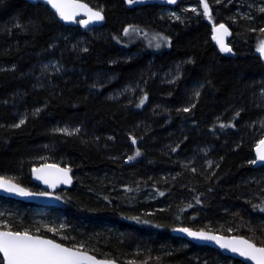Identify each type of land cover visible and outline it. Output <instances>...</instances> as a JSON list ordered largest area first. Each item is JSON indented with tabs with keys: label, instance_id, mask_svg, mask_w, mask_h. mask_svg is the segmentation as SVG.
Returning a JSON list of instances; mask_svg holds the SVG:
<instances>
[{
	"label": "trees",
	"instance_id": "trees-1",
	"mask_svg": "<svg viewBox=\"0 0 264 264\" xmlns=\"http://www.w3.org/2000/svg\"><path fill=\"white\" fill-rule=\"evenodd\" d=\"M83 1L104 13L101 27L66 26L43 3L0 0V177L35 190L31 172L43 158L74 177L49 208L65 219L63 229L24 216L9 230L122 264H244L172 230L264 246V166L255 159L264 138V12L255 13V25L234 24L224 2L205 0L215 24L233 31L232 57L216 44L205 14L186 11L168 24L157 5ZM140 31L171 45L160 52L128 39ZM51 61L61 72L43 71ZM163 70L178 77L169 83L156 76ZM136 83L142 91L133 99L108 96ZM60 125L74 132L60 133ZM135 251L141 259L131 261Z\"/></svg>",
	"mask_w": 264,
	"mask_h": 264
},
{
	"label": "water",
	"instance_id": "water-1",
	"mask_svg": "<svg viewBox=\"0 0 264 264\" xmlns=\"http://www.w3.org/2000/svg\"><path fill=\"white\" fill-rule=\"evenodd\" d=\"M29 3H43L47 5L53 12H55L62 23L66 26H74L78 20L80 21H88L87 24H83L86 29H93L99 28L103 25L105 21V15L103 12L91 7L88 3L81 1V0H58V3L61 5L63 11L66 15L70 18L65 20L62 19L59 13L55 8L52 7L51 4L47 2V0H27ZM128 8H140L145 7L148 5H159L162 7H176L179 2L182 0H175L174 3L169 2V0H135V2L130 3L129 0H124ZM77 5H85L86 7H77ZM100 12L103 19H97L96 17L92 16V13ZM224 25V28L221 29L219 26ZM226 29V31H225ZM233 31L227 24H219L214 28V40L218 47L222 50V45L225 50H222L225 53H228L230 56L234 57L235 53L232 50L230 45V41L232 39ZM230 49V51L228 50ZM264 61V53L262 55ZM264 138L257 144L255 147V159L256 162L260 166H264V160H261L259 157L260 155L264 154ZM32 181L42 190L46 191V193H38L33 191L20 183L11 180L6 177H0L2 179L3 186L0 187V197L10 198L13 200H17L20 202H24L27 204H33L37 206L52 208L56 205V192L61 189H69L74 184V177L72 175L71 170L66 167L55 163H48L44 164L39 167H35L32 170ZM14 186V187H13ZM11 188V190H9ZM17 188L24 189L28 195H22L18 191ZM182 229H186L187 231H181ZM0 232H16L10 231L6 229H1ZM24 233V232H21ZM189 233H204L207 236H215L218 237L219 240H209V239H201L199 236L189 235ZM34 237H39L42 239H50L55 241L56 243L66 247L73 249L74 251H79L82 256L92 257L91 260L89 259H81L80 264H122L116 260H107V259H100L93 255L90 252L74 248L63 243H60L54 239L49 237H45L43 235L31 234ZM172 235L191 243H194L199 246H206L210 247L222 255L226 257H231L233 259L239 260L244 264H257V261L254 259H249L247 255H241L240 251H232V248L235 247L240 250L248 251L247 246L240 243V241H248V243L254 245L256 248H264V246L256 245L250 239L244 236L238 235H223L219 233H215L213 231H204V230H194L189 229L187 227H177L172 230ZM228 245L227 247H222L221 245ZM0 256L3 259L2 254Z\"/></svg>",
	"mask_w": 264,
	"mask_h": 264
},
{
	"label": "rangeland",
	"instance_id": "rangeland-1",
	"mask_svg": "<svg viewBox=\"0 0 264 264\" xmlns=\"http://www.w3.org/2000/svg\"><path fill=\"white\" fill-rule=\"evenodd\" d=\"M216 2H224V4L229 8L227 12L226 18L233 21V23L245 22V23H253L254 25L258 23V16L255 13L264 12V0H216ZM204 3L205 0H194L192 3L182 4L180 9H175L173 7H162L160 9V13L162 14V19L165 22L169 21V23L183 21L186 11H194L195 13L205 14L204 12ZM207 4V3H206ZM208 5V4H207ZM213 15V10L208 6V13L205 14L206 19L211 25L217 26L215 22L211 19ZM163 20V21H164ZM256 21V23H255ZM168 23V22H167ZM166 23V25H168ZM261 24V22H259ZM227 24V23H226ZM263 25V24H262ZM169 29V26H167ZM96 29V28H93ZM261 29H264L263 27ZM90 30V29H87ZM95 31V30H94ZM98 31V30H97ZM95 32L99 33V32ZM262 31V30H261ZM129 32V31H128ZM128 39L130 41H136L142 39L147 48H150L154 51H158L159 49L170 47L171 41L169 39H163V36H160L157 33H149L146 31H140L138 35L135 37L133 33H128ZM262 42L264 39L258 42V47L262 46ZM160 52L162 50H159ZM262 55L263 53L259 51ZM141 53H135L134 56H140ZM61 66L51 61L43 67V71H49L51 73L61 72ZM176 72L170 70H163V72L157 73L156 76H160L163 80L173 83V81L178 77L175 74ZM142 91V88L139 84H129L121 86L119 89L114 90V92H109L108 96L112 98H130L133 99ZM60 133H68L72 134L74 132V128L70 125H60L57 129ZM48 158H43L37 162L35 167L42 166L44 164H48ZM61 165V164H59ZM34 167V168H35ZM68 167V166H67ZM69 168V167H68ZM29 217L30 222H33L37 226L41 228H50V229H63L66 226L65 219L58 215L55 212H52L49 208L37 206V207H28L22 208L21 210L11 207V205L2 204L0 202V228L9 230L10 225L14 222V220L18 217ZM39 231V230H38ZM231 229H228V233H231ZM139 252L135 251L134 256H132L131 261L140 260L137 256ZM145 262V261H144Z\"/></svg>",
	"mask_w": 264,
	"mask_h": 264
},
{
	"label": "snow or ice",
	"instance_id": "snow-or-ice-1",
	"mask_svg": "<svg viewBox=\"0 0 264 264\" xmlns=\"http://www.w3.org/2000/svg\"><path fill=\"white\" fill-rule=\"evenodd\" d=\"M47 2L57 10L62 19L67 20L70 18L65 14L58 0H47ZM129 2L132 3L135 0H129ZM169 2L174 3L175 0H169ZM77 7L86 6L77 5ZM204 12L205 14L208 13V5L206 3H204ZM92 16L97 19H103L100 12H94ZM79 22L82 24L88 23V21ZM219 27L223 29L224 25H220ZM222 50H225L223 45ZM228 50L230 51V49ZM258 51L264 53V42H262V46ZM184 110L188 111V109ZM261 143H264V141ZM259 158L264 160V154L260 155ZM3 183L2 179H0V187L3 186ZM16 191L22 195H28L24 189L17 188ZM181 231L187 230L182 229ZM189 235L199 236L201 239L219 240L218 237L207 236L204 233H189ZM240 243L246 245L248 251L235 247L232 248V251H240L241 255H247L249 259L256 260L257 264H264V248H256L254 245L248 243V241H240ZM221 246L227 247L228 245L222 244ZM0 254L3 256V261H0V264H80L81 259H92V257L82 256L79 251L66 248L53 240L34 237L27 232H0Z\"/></svg>",
	"mask_w": 264,
	"mask_h": 264
},
{
	"label": "flooded vegetation",
	"instance_id": "flooded-vegetation-1",
	"mask_svg": "<svg viewBox=\"0 0 264 264\" xmlns=\"http://www.w3.org/2000/svg\"><path fill=\"white\" fill-rule=\"evenodd\" d=\"M157 6H159V5H157ZM159 7L162 8L161 6H159ZM36 186H37V185H36ZM34 189H35L36 192H38V193H46V191L40 189L38 186H37V188H34Z\"/></svg>",
	"mask_w": 264,
	"mask_h": 264
}]
</instances>
